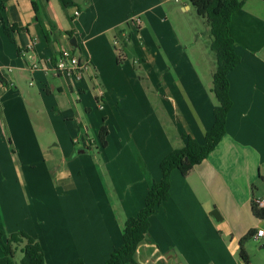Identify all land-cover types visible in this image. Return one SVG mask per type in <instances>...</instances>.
<instances>
[{
  "label": "crops",
  "instance_id": "obj_1",
  "mask_svg": "<svg viewBox=\"0 0 264 264\" xmlns=\"http://www.w3.org/2000/svg\"><path fill=\"white\" fill-rule=\"evenodd\" d=\"M62 1L0 0L4 21L18 29L9 37L0 19V227L36 238L46 264H105L123 245L126 220L161 181L163 158L185 145V134L205 143L216 57L210 46L209 80L177 36L170 16L191 13L189 0H65L70 8ZM171 2L180 9L166 8ZM68 33L74 53L90 62L80 80L55 72L61 49L72 47ZM230 35L241 62L229 75L226 135L187 175L172 173L170 199L150 218L139 264H247L245 238L248 264H264V236L253 239L264 220L252 209L264 197V0H248L233 15ZM130 48L146 67L142 79L153 83L148 90L134 81Z\"/></svg>",
  "mask_w": 264,
  "mask_h": 264
},
{
  "label": "trees",
  "instance_id": "obj_2",
  "mask_svg": "<svg viewBox=\"0 0 264 264\" xmlns=\"http://www.w3.org/2000/svg\"><path fill=\"white\" fill-rule=\"evenodd\" d=\"M49 0H46L48 2ZM192 7L205 24L208 26L211 37V50L216 57V71L213 76L212 93L216 101L214 109V124L207 132L205 143L200 144L194 137L183 135L185 145L174 149L166 155L160 164L162 179L154 183L147 193L145 205L137 216L126 220L123 227V245L116 248L105 264H139L136 258L139 246L145 241L150 230V218L157 212L171 196L172 173L179 171L187 175L196 166L205 161L217 148L226 135L228 115L232 109L233 102L230 97V73L240 64L241 59L234 47V40L230 35V23L233 15L241 10L248 0H189ZM66 8L72 3L63 1ZM4 2L0 3V19L5 33L11 37L17 27H9L4 21L1 10ZM34 10L38 12V4L33 3ZM73 37L72 33H68ZM48 42H51L49 34L46 33ZM129 38V36L127 37ZM72 50H76L71 47ZM117 49V47H116ZM118 51L119 60L123 58L122 51ZM82 61L83 59L79 57ZM56 65L57 61L54 60ZM0 83L6 84L4 76L0 74ZM109 129L103 125L99 131V139L102 146H108ZM255 189V187H254ZM252 209L254 215L264 220V210L258 209L253 201ZM254 232L251 233V237ZM245 238L241 241V256L248 264L249 258L243 249ZM21 247L23 255L19 263L16 262V254ZM0 248L3 256L0 264H46L45 253L40 242L24 231L8 234L0 227ZM68 264H85L82 260H74Z\"/></svg>",
  "mask_w": 264,
  "mask_h": 264
},
{
  "label": "rangeland",
  "instance_id": "obj_3",
  "mask_svg": "<svg viewBox=\"0 0 264 264\" xmlns=\"http://www.w3.org/2000/svg\"><path fill=\"white\" fill-rule=\"evenodd\" d=\"M62 4L64 6L63 1H62ZM180 7H181V5H175L173 2H171L166 8H168V9L173 8V11H177L180 9ZM170 20L172 21V23L175 26V31L177 32V36H178L179 40L182 42V44H184V46L188 47V50H190L189 53H190V57L192 59V63L194 64V66L197 68V70L199 71V73L202 76L204 75L205 78L210 80L211 76H210V74H208V72H209V69L212 67L211 56H210L211 37H210V34L205 33L206 27H205V23H203L204 20L196 15L195 9L192 10L191 13H188V15L183 16V18L181 20H178L177 16L176 17L170 16ZM177 28L180 29V32ZM149 31L151 33V36L154 38V40H156V37L153 34V32L151 30H149ZM146 48L148 49V52H147L148 54H151V53L153 54L154 50L150 51V49L147 46H146ZM115 49H116V47L114 45H112V51H115ZM117 50L122 51L123 46H121L119 44L117 46ZM194 52L196 53V55ZM78 53H79V51H78ZM104 53H106V51H104ZM120 54L125 55L123 53V51L120 52ZM211 55H213V53ZM129 58H130V61L134 60L133 62H130L131 67L133 65L136 67V72H135L136 75H135V77H133L134 81L139 82L140 84H142V86H144L148 90L149 86H153V83L148 81L147 79L146 80L142 79V77L144 75H146V72L144 71V69L146 67L144 69L140 68V64L138 62V58H140L139 52L137 50H135V52H133L132 48H130ZM131 67H130V69L133 68V67L132 68ZM132 70H134V69H132ZM130 82H131V77H130ZM132 92H133V90H132V88H130V96L132 95ZM96 115H98V113L94 114L95 117H96ZM43 121L47 122V123L49 122V124H52V120L49 121V119L46 116L43 117ZM73 126H74V128H77L75 126V124ZM95 150L96 149H94V151ZM263 173H264V170H263ZM258 184H259V187L262 186V192L264 193V180H261ZM8 234H11V233H8ZM22 257H23V255L21 253V247H20L18 249L17 254H16V262L19 263L20 260L22 259Z\"/></svg>",
  "mask_w": 264,
  "mask_h": 264
},
{
  "label": "built area",
  "instance_id": "obj_4",
  "mask_svg": "<svg viewBox=\"0 0 264 264\" xmlns=\"http://www.w3.org/2000/svg\"><path fill=\"white\" fill-rule=\"evenodd\" d=\"M179 0H176L178 2ZM79 11L76 10L74 12L75 17L79 16ZM129 23L140 26L142 24V20L137 16H131L129 18ZM115 45H119V41L115 40ZM39 68V65L35 62L32 66V70H36ZM90 70V62L88 60H80V58L74 53L71 47L61 49L59 52V56L57 58V63L55 66L56 74L66 76L72 80H80L84 74V72ZM0 74L2 71L0 70ZM254 203L258 209L264 210V197L255 198ZM264 236V230H259L254 236L253 239L258 241L260 238Z\"/></svg>",
  "mask_w": 264,
  "mask_h": 264
},
{
  "label": "water",
  "instance_id": "obj_5",
  "mask_svg": "<svg viewBox=\"0 0 264 264\" xmlns=\"http://www.w3.org/2000/svg\"><path fill=\"white\" fill-rule=\"evenodd\" d=\"M71 45H72V47H74V48H78V44H77V42H76V38H72L71 39ZM212 215L217 219V218H219L220 219V215H219V212L217 211V210H214L213 211V213H212Z\"/></svg>",
  "mask_w": 264,
  "mask_h": 264
}]
</instances>
